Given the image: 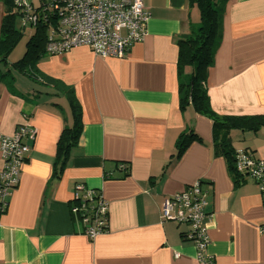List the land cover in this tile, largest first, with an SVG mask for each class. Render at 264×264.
<instances>
[{
    "label": "crops",
    "instance_id": "crops-1",
    "mask_svg": "<svg viewBox=\"0 0 264 264\" xmlns=\"http://www.w3.org/2000/svg\"><path fill=\"white\" fill-rule=\"evenodd\" d=\"M151 13L145 38L124 58H101L88 47L44 56L41 74L74 90L83 130L60 177V137L73 125L69 102L51 85L12 68L0 84V137L36 130L20 184L0 213V264H205L184 236L189 224L162 219L164 201L201 183L210 264H264L263 196L255 181L235 186L215 154L212 121L181 108L178 41L201 23L190 0H143ZM5 6L0 0V36ZM206 88L219 117L264 115V0H230ZM194 141L176 161L177 141ZM235 151L264 159V127L230 132ZM129 168V176L120 166ZM3 160L0 152V172ZM80 188L101 194L108 229L93 240L71 212Z\"/></svg>",
    "mask_w": 264,
    "mask_h": 264
},
{
    "label": "built area",
    "instance_id": "built-area-1",
    "mask_svg": "<svg viewBox=\"0 0 264 264\" xmlns=\"http://www.w3.org/2000/svg\"><path fill=\"white\" fill-rule=\"evenodd\" d=\"M43 1L38 8L29 0H15V4L20 8L23 26L35 28L46 24L49 27L45 47L49 56L62 55L77 47H88L101 58H124L135 43L145 38L151 19L143 0ZM35 136L36 130L24 125L13 135L0 137L3 160L0 213L7 210L9 198L20 184L21 170ZM236 169L257 183L264 199V159L255 158L248 151H237ZM80 189L75 194L71 212L81 217L86 225L85 234L93 240L108 229V206L99 192ZM162 219L189 224L187 239L195 243L201 261L210 264L205 252L210 243L208 223L212 221V215L207 211L200 182L167 198L163 204ZM261 231L264 232V225Z\"/></svg>",
    "mask_w": 264,
    "mask_h": 264
},
{
    "label": "trees",
    "instance_id": "trees-1",
    "mask_svg": "<svg viewBox=\"0 0 264 264\" xmlns=\"http://www.w3.org/2000/svg\"><path fill=\"white\" fill-rule=\"evenodd\" d=\"M5 6V15L1 27L0 36V84L9 74L4 71L8 59L16 49L24 34L16 27L17 17H21L20 8L15 0H1ZM230 0H190L191 5H196L200 10L201 23L190 35L181 38L177 45L178 56V78L181 108L186 109L191 105L194 110L212 121L214 148L217 156L223 157L231 173L235 186L245 183L248 178L240 174L236 169V152L230 132L240 130L243 132H258L264 127V115L252 117H219L212 110L206 88L207 74L209 68L214 64L216 51L223 36V22L226 6ZM43 0L40 3L43 4ZM23 26V24H22ZM23 28H29L23 26ZM33 30L27 42L24 56L12 63V68L29 78L51 85L62 92L69 102L73 117V125L65 127L57 149V157L54 165V176L60 177L64 172L71 150L78 145L83 130L82 108L75 96L74 90L60 81L41 74L38 64L46 56V43L49 27L39 24ZM194 141H201L193 131L183 133L177 141L176 161L181 159L187 149ZM250 152V151H248ZM257 158L253 152H250ZM121 165V164H120ZM120 170L129 176V168L122 164ZM81 219V217H78ZM187 238V235L184 236Z\"/></svg>",
    "mask_w": 264,
    "mask_h": 264
},
{
    "label": "rangeland",
    "instance_id": "rangeland-1",
    "mask_svg": "<svg viewBox=\"0 0 264 264\" xmlns=\"http://www.w3.org/2000/svg\"><path fill=\"white\" fill-rule=\"evenodd\" d=\"M30 2L32 1L33 5L35 8H38L40 6V0H29ZM16 27L17 29L21 30L24 34L22 40L20 41V43L18 44V46L16 47V49L13 51V53L10 55L9 59L11 61H18L20 60L25 52H26V47H27V42L30 39V36L33 33V30L30 28H23L22 26V18L21 17H17L16 19ZM254 181L253 179H249Z\"/></svg>",
    "mask_w": 264,
    "mask_h": 264
}]
</instances>
